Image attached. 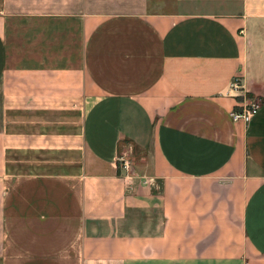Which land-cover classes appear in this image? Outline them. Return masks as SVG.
<instances>
[{
  "label": "crops",
  "instance_id": "1",
  "mask_svg": "<svg viewBox=\"0 0 264 264\" xmlns=\"http://www.w3.org/2000/svg\"><path fill=\"white\" fill-rule=\"evenodd\" d=\"M0 264H264V0H0Z\"/></svg>",
  "mask_w": 264,
  "mask_h": 264
},
{
  "label": "built area",
  "instance_id": "2",
  "mask_svg": "<svg viewBox=\"0 0 264 264\" xmlns=\"http://www.w3.org/2000/svg\"><path fill=\"white\" fill-rule=\"evenodd\" d=\"M240 91H241L240 77L236 76L229 84L226 91V96H232L237 93L239 94ZM259 109H260L259 103L250 102L246 106L242 107L241 110L231 112L230 115L233 122L241 121L245 124H248L258 114ZM119 162L121 163L122 168L127 171L129 168V163L123 158H120Z\"/></svg>",
  "mask_w": 264,
  "mask_h": 264
},
{
  "label": "rangeland",
  "instance_id": "3",
  "mask_svg": "<svg viewBox=\"0 0 264 264\" xmlns=\"http://www.w3.org/2000/svg\"><path fill=\"white\" fill-rule=\"evenodd\" d=\"M119 158L127 159L128 162L131 160V159H129L130 157H128V155L125 156V155H122V154H121ZM119 164H120V162H119ZM129 166H130V167L128 168L127 172H128V171H129V172L131 171V167H132L133 165H130V164H129Z\"/></svg>",
  "mask_w": 264,
  "mask_h": 264
}]
</instances>
